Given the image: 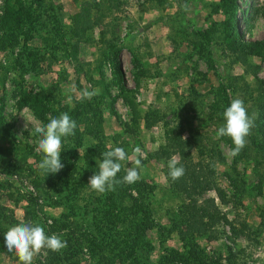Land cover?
<instances>
[{"label": "rangeland", "instance_id": "1", "mask_svg": "<svg viewBox=\"0 0 264 264\" xmlns=\"http://www.w3.org/2000/svg\"><path fill=\"white\" fill-rule=\"evenodd\" d=\"M83 1L96 23L81 32L76 19ZM8 3L28 9L30 19L17 30L0 29V264H22L4 244L5 232L20 221L69 239L67 264H182L172 253L186 256L188 240L197 243L196 259L204 264H226L227 257L229 264H264V158L255 146L264 60L246 55L242 65L224 45L225 16L211 9L219 0H0V17ZM236 17L243 38L264 37V0H238ZM204 30L206 38L197 34ZM113 49H118L119 79L105 58ZM100 82L112 97L115 115ZM85 88L101 91L90 101L77 100ZM221 89L229 105L242 98L254 120L246 146L235 157L228 155L231 138L218 135L227 108ZM23 94L47 101L56 116L67 112L77 123L75 135L62 138L64 167L58 173L46 176L38 169L40 137L30 134L31 124L24 129L21 115L44 124L51 113L38 117L29 104L17 108ZM122 94L134 103L135 113ZM164 126L190 140L191 163L210 183L197 200L213 198L230 224L218 223L197 235L195 224L179 222L185 199L166 177L168 160L178 155L151 157L164 143ZM117 146L131 158L136 146L145 153L140 179L126 184V194L141 200L151 220L144 246L134 235L130 199L122 200L126 209L121 211L109 204V191L101 194L88 184L102 153ZM129 166L123 162L117 177L122 179ZM45 254L46 248L32 264H40Z\"/></svg>", "mask_w": 264, "mask_h": 264}, {"label": "trees", "instance_id": "2", "mask_svg": "<svg viewBox=\"0 0 264 264\" xmlns=\"http://www.w3.org/2000/svg\"><path fill=\"white\" fill-rule=\"evenodd\" d=\"M15 3L20 2V0H13ZM84 3V4H83ZM238 0H219L217 5H213L211 7L212 11L216 12L220 9L225 16V20L221 22V34L224 45L233 52L236 57L240 60L242 65H246L245 56L246 55H255L259 57L261 60H264V37L261 39H246L243 38L237 32L236 27V10H237ZM98 10V9H97ZM89 6L86 1H83L80 9L79 16L76 21L79 25H83L84 29L92 26L93 23H96L95 18L90 16ZM99 12V11H98ZM100 15V14H98ZM99 17V16H98ZM30 19V13L28 9L21 8H13L12 3H8L5 5V12L3 16L0 17V29H4V33L13 31L14 29L20 27L24 22H28ZM197 34L207 37L209 32L208 30L198 31ZM79 35L82 36V33L79 32ZM65 50V49H64ZM118 49H113L110 52L106 53L105 58L110 62L111 68L113 69V74L119 79L121 77V70L119 67V62L117 58ZM205 62L208 67L212 69L213 65L209 58L208 53L205 55ZM252 76H255V72L251 73ZM101 77V75H100ZM257 81L259 79L256 78ZM102 85V92H104L110 100L108 101V109L112 115H115V111L112 107V97L107 92L105 85L100 82ZM122 91H124L122 89ZM123 93V92H122ZM125 94V93H124ZM122 94V97L126 100L127 96ZM219 98L224 102L226 107L229 106L226 96L223 94V90H219L218 92ZM128 106L132 113H135V106L132 101L127 99ZM22 104H29L32 108L34 115L38 117H42V115L49 110L51 116H56L54 110H52L51 106L47 104V101H41L37 97L30 94H23L20 97V100L17 101L16 107L20 108ZM259 111L256 118L257 133L259 134V140L255 143L257 150L260 152L261 157L264 158V95L260 96L259 99ZM48 123V120L45 121L44 124ZM146 126L149 124L145 123ZM0 127L2 124L0 122ZM190 140L188 138H183L179 132H175L171 128H167L164 126V143L160 145L155 151L151 153V157L155 159H167L172 154H177L180 160V164L185 169V174L178 180L172 181L168 176V172L166 173L167 180L171 189L180 193L182 198L185 199L180 204L178 209V218L181 223L191 222L195 224V233L197 235H203L206 232L212 230L214 225L218 223H229L225 218L224 214L220 212L217 208L216 204L213 201V198L204 197L200 201L197 200L196 196L198 191H203L209 189L210 183L207 180L206 175L203 173L200 167H196L191 163L190 158ZM179 166V165H178ZM117 179H120L117 177ZM126 183H121L116 187L115 191H109V204L114 207L119 208L121 211L126 209V206H122L121 202L124 198H129L130 203L128 207L131 209L132 218L131 221L132 227L134 230V235L136 237L137 243L139 245H146L147 242L145 240V232L148 230L152 224L151 220H149L145 210L141 207V200L132 197L129 194H126ZM216 195L220 200H222V194L218 189H216ZM118 209V210H119ZM138 215L137 220H133ZM230 224V223H229ZM232 227V226H231ZM177 229V226H176ZM178 231V230H177ZM183 247H187L186 256L182 257L178 251L173 250L172 259H178L182 264H189L190 262L199 261V263L204 264L202 260L197 257V243L191 240L183 243ZM71 245L69 243V239L67 241V247L61 249L59 252H53L49 249H46V254L44 256L43 261L40 264H67L69 263L71 255L69 254ZM190 260V262L188 261ZM230 263V258H226V264Z\"/></svg>", "mask_w": 264, "mask_h": 264}, {"label": "clouds", "instance_id": "3", "mask_svg": "<svg viewBox=\"0 0 264 264\" xmlns=\"http://www.w3.org/2000/svg\"><path fill=\"white\" fill-rule=\"evenodd\" d=\"M69 91L74 92L75 89H69ZM100 91L99 88L92 90L85 88L76 96V99L90 101L94 96L99 95ZM68 99L71 101L72 97L69 96ZM21 115L25 118L24 129L28 130L31 124L30 134L40 137L36 151L42 153V160L37 165L38 169L46 176L50 173H58L64 167L60 156L62 138L75 135L76 121L67 112L60 113L59 116H49L46 124L34 122L31 118ZM223 117L225 122L218 128V135L231 138L234 147L228 155L235 157L246 146V138L251 134L254 120L248 115L244 100L240 97L232 99L230 105L224 110ZM133 156L134 158L129 157L124 148L119 146L104 151L103 159L97 161L98 171L89 177L90 187L103 194L115 191L121 183L137 182L140 179L141 162L146 157L139 146L134 147ZM125 161L131 166L127 167L122 179H117V174L121 171L122 163ZM167 167L168 176L172 181L180 179L185 174V169L176 156L168 160ZM61 235L46 234L44 227L39 223L20 221L5 232L4 244L9 252L15 251L22 264H32L34 255L40 253L42 249L59 252L66 248L67 241L63 240Z\"/></svg>", "mask_w": 264, "mask_h": 264}]
</instances>
